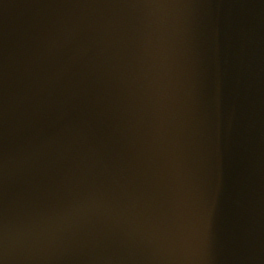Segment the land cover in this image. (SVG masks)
Here are the masks:
<instances>
[{
	"label": "water",
	"instance_id": "water-1",
	"mask_svg": "<svg viewBox=\"0 0 264 264\" xmlns=\"http://www.w3.org/2000/svg\"><path fill=\"white\" fill-rule=\"evenodd\" d=\"M0 264H264V0H0Z\"/></svg>",
	"mask_w": 264,
	"mask_h": 264
}]
</instances>
